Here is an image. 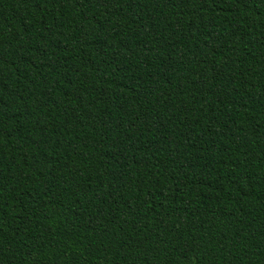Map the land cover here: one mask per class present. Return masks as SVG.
I'll use <instances>...</instances> for the list:
<instances>
[{"label":"trees","instance_id":"1","mask_svg":"<svg viewBox=\"0 0 264 264\" xmlns=\"http://www.w3.org/2000/svg\"><path fill=\"white\" fill-rule=\"evenodd\" d=\"M0 264H264V0H0Z\"/></svg>","mask_w":264,"mask_h":264}]
</instances>
